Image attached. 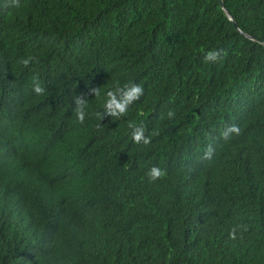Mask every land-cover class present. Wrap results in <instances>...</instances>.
<instances>
[{"label":"trees","instance_id":"trees-1","mask_svg":"<svg viewBox=\"0 0 264 264\" xmlns=\"http://www.w3.org/2000/svg\"><path fill=\"white\" fill-rule=\"evenodd\" d=\"M221 1L0 0V264H264V0Z\"/></svg>","mask_w":264,"mask_h":264},{"label":"clouds","instance_id":"clouds-1","mask_svg":"<svg viewBox=\"0 0 264 264\" xmlns=\"http://www.w3.org/2000/svg\"><path fill=\"white\" fill-rule=\"evenodd\" d=\"M25 5L22 0H4L2 6L3 11L19 10ZM228 55L224 49H212L203 54L204 64H216ZM32 60V57L22 60L24 66H27ZM34 92L37 95L44 94V88L41 86L38 79L33 80ZM90 94L99 96L100 90L97 88L90 89ZM144 95V88L142 85L135 83H128L124 86L117 84L112 90L107 91V99L104 104L103 112L96 113L98 119H103L104 116L112 117L113 119H120L128 114L129 108ZM74 113L79 123H84L86 118L87 99L84 96H76ZM167 116L173 118L174 111H168ZM129 129H131V139L136 144H143L145 146L151 144V136H145V127L142 124L129 122ZM240 129L237 125H228L221 133L222 138L228 139L232 135H239ZM214 147L209 145L204 153L205 159H211L214 154ZM149 182H156L162 180L167 175V170L159 166H152L146 173ZM237 228L233 227L229 232L230 239H236Z\"/></svg>","mask_w":264,"mask_h":264},{"label":"water","instance_id":"water-1","mask_svg":"<svg viewBox=\"0 0 264 264\" xmlns=\"http://www.w3.org/2000/svg\"><path fill=\"white\" fill-rule=\"evenodd\" d=\"M219 1V4H220V6H222L223 4H222V1L221 0H218ZM228 19H230L231 20V23L232 24H234V21L231 19V17L228 15Z\"/></svg>","mask_w":264,"mask_h":264}]
</instances>
